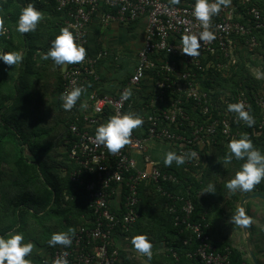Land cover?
<instances>
[{
	"label": "built area",
	"instance_id": "obj_1",
	"mask_svg": "<svg viewBox=\"0 0 264 264\" xmlns=\"http://www.w3.org/2000/svg\"><path fill=\"white\" fill-rule=\"evenodd\" d=\"M50 1L62 13L63 28L68 27L76 42L86 49L85 59L68 65L63 73L61 94L78 86L84 89L77 104L71 110H64L68 124L64 144L74 167L70 181L75 188L86 191V204L93 218L87 221L88 226L78 228L71 246L61 245L43 258L41 264H54L57 259H66L68 264L119 263L118 240L129 241L124 235L140 218V189L149 185L169 201L167 210L174 216L179 233L185 230L191 233L184 242L188 245L195 242V249L187 253L189 259L200 264H232L230 249L219 251L208 224L193 219L195 208L191 198L164 189L163 183L178 184V179L162 172L151 160L148 143H165L177 154L195 151L197 158L186 160L185 164L196 168L201 162L200 150L214 145L220 136L230 140L239 135L238 130L233 132V127L244 121L227 110L229 104L242 102L250 112L254 102L264 120V96L260 93H253L252 99L243 91L234 96L226 92L214 98L201 89L197 80L198 72L209 68L228 69L229 64L236 62L238 49L255 52L260 44L257 34L264 33V6L254 5L253 0H231L211 17L209 30L215 38L205 41L199 38L204 29L193 14L195 0H178L176 4L169 0ZM96 18L104 25L145 22L144 45L138 53L135 70L114 95L97 91L102 83L98 65L110 53L90 52L89 27ZM188 35L197 38V55L184 54L183 38ZM202 57L210 61L205 63ZM149 76L154 92L141 109L143 124L147 125L138 128L141 135L133 130L130 143L117 153L97 145L96 127L112 115L131 111L132 95L121 100V94L126 90L133 93ZM189 102L194 103L193 111H198L202 120L195 121L187 114L185 105ZM81 103L86 107L82 108ZM138 155L142 156L145 167L139 166ZM172 253L176 264H180L179 255Z\"/></svg>",
	"mask_w": 264,
	"mask_h": 264
},
{
	"label": "trees",
	"instance_id": "obj_2",
	"mask_svg": "<svg viewBox=\"0 0 264 264\" xmlns=\"http://www.w3.org/2000/svg\"><path fill=\"white\" fill-rule=\"evenodd\" d=\"M253 4L264 6V3L258 0H253ZM238 5L240 9L243 8L242 5ZM22 8L20 0H0V18L4 19L7 28V32L0 35V53L15 51L14 28H16V20ZM62 22L63 20L55 28L56 35L63 28ZM257 38L260 43L259 47L251 53L253 56L257 55V59L253 60L252 55L248 56L238 49L235 52L236 62L229 64L228 69L209 68L204 72H198L197 80L201 89L212 94L214 98L221 96L224 91H230L229 93L233 96L243 91L250 99L253 98V93L263 92L264 81L252 76L248 71L252 69L248 64L253 67L261 66L258 64L260 62L264 64V33L257 34ZM241 44L244 45V40ZM202 59L205 63L210 61V58L202 57ZM30 62H27L25 74L29 73L30 66H32ZM263 64L261 72H264ZM12 68L13 65H6L0 61V236L12 231L22 232L25 239L31 241L34 246L32 252L25 258L30 259L31 264H41L43 258L49 257L56 248L60 247V245H49L51 234L66 232L68 228L74 229L76 233L78 228L88 226L87 221L93 218V212L86 204L87 195L84 188H75L70 181L73 164L67 165L65 177L58 179L56 176L50 175L49 177L42 169L41 163L32 161L28 156V150L33 152L34 147L38 149L42 147L41 142L48 133L38 128V125L32 124L30 117L26 116L29 104L26 102L25 94L22 97L20 93L15 95L12 91L7 96L2 94L4 75L8 69ZM150 74L153 73L150 72ZM131 75H128L124 83ZM62 89L63 73L59 76L56 89L60 106ZM10 99H12V104L8 105L7 101ZM149 101H146L145 105ZM26 104L28 105L25 106ZM193 104V102L186 103L187 114L191 119L200 121L202 117L198 111H193ZM142 108L140 104L135 103L133 110L135 109L140 114ZM249 113L255 121L253 126L248 127L245 122H241L233 127V132L241 131L237 139L242 134H247L254 147L264 153V126H261L264 121L263 115L254 102ZM67 130L68 124L65 123L64 134H68ZM134 131L141 135L140 130L134 129ZM216 140L214 146L217 149L215 151L218 154L227 153L228 143L232 139L226 140L220 136ZM207 150H209L207 147L203 151L200 150L201 157L207 154ZM66 159L68 160V154ZM3 165H7V171L3 169ZM159 168L162 172L173 174L178 179V184L163 183L164 189L191 198L195 208L193 219L208 224L209 216L205 213L206 209L198 198V193L204 188V181L194 177L192 171L196 168L188 167L185 163L179 167L173 163L170 167L160 165ZM259 191L264 195V188ZM139 197L140 218L134 228L124 236L132 240L134 236L144 234L152 244L163 246V253L152 256L151 264H176L172 252L179 255L180 264H200L187 257V253L195 249V242L192 245L184 243L191 237V233L186 230L179 233V229L174 225V216L167 210L169 201L166 197L158 193L153 185L142 187ZM250 203L247 202L245 206L247 213H249ZM214 245L219 251L230 249L232 264H249L244 252L230 243L214 242ZM42 253L43 256H41ZM119 254L121 261L117 264H128L125 250L120 249Z\"/></svg>",
	"mask_w": 264,
	"mask_h": 264
},
{
	"label": "clouds",
	"instance_id": "obj_3",
	"mask_svg": "<svg viewBox=\"0 0 264 264\" xmlns=\"http://www.w3.org/2000/svg\"><path fill=\"white\" fill-rule=\"evenodd\" d=\"M171 4L178 3V0H169ZM231 0H195L193 6L194 17L201 22L204 29L199 38L205 41H211L215 34L210 29L211 17L217 15L221 7H227ZM43 19L42 12L36 8L35 4L28 2L23 7L16 20V31L20 34L30 33L36 30L38 23ZM7 32L3 18H0V35ZM74 33L64 27L59 30V34L51 41L43 59L51 60L54 65L66 68L70 64H79L86 57V49L76 42ZM184 54L189 56L197 55V38L188 35L183 38ZM23 57L19 52H7L0 54V61L6 65L19 64ZM84 89L74 87L66 93H62L60 100L61 107L65 110H71L80 99ZM132 95L131 90H126L121 94V100H128ZM82 108L86 107L81 103ZM229 112L235 113L238 119L244 121L248 127L255 123L249 110L245 109L242 102L232 103L227 106ZM144 123L143 117L134 112L117 113L112 115L106 122L98 125L94 131V139L97 145H103L110 153H117L130 143V137L134 129L139 128ZM197 158L195 151L186 154H177L175 151H167L163 156V164L170 167L175 163L177 167L184 164L186 160ZM233 159L243 160L239 170L226 181L225 188L229 191H252L254 187L264 181V153L254 147L253 142L247 134H242L238 139L234 138L228 143V152L224 157V163L228 164ZM203 193H215L216 187L213 183H208L202 189ZM231 220L238 225L247 226L249 219L245 216L241 208ZM75 231L68 228L66 232H56L51 234L48 241L50 246L62 245L65 248L71 246ZM134 249L146 258V264L152 260V243L144 234L136 235L132 238ZM33 243L27 241L22 232L12 231L0 236V264H31L30 259L25 257L33 250ZM54 264H68L66 259H57Z\"/></svg>",
	"mask_w": 264,
	"mask_h": 264
},
{
	"label": "crops",
	"instance_id": "obj_4",
	"mask_svg": "<svg viewBox=\"0 0 264 264\" xmlns=\"http://www.w3.org/2000/svg\"><path fill=\"white\" fill-rule=\"evenodd\" d=\"M261 1L264 2V0ZM28 2L35 4L36 8L42 12L43 19L38 23L36 30L30 33L20 34L16 31V28H14V52H19L23 59L19 64L13 65L12 69L6 71L4 75V83L2 85V94L7 96V94L12 91L15 92V95H18L17 93H20L21 90V92L25 94L26 102L29 104L25 105L29 106L27 113H32L30 115L31 122L36 126L40 125L42 122H46V118L49 117L45 108L47 107L46 103H48L51 96L53 98L52 101L55 100L57 105V107L55 106L56 110H53L55 113L60 114L64 123H66L67 114L64 109L60 108L59 110L60 105L58 104V96L56 93L59 76L63 73L64 68L54 65L51 60H45L42 58L47 52L51 41L56 36L55 28L62 20V13L57 10L55 3L50 0H20L21 7H25ZM144 27V21L135 22L130 25H104L97 18L92 21L88 33L90 52L92 54H99L101 52L110 53V56L102 59L98 65V72L101 74L102 83L97 88V91L103 94L114 95L118 92L121 84L128 75L133 74L137 63L138 53L144 45ZM134 44H136L135 47L137 49V54L133 62L132 72L122 75L117 79L116 72L111 69L110 61H112L113 58L117 59L122 52L126 51ZM242 52L248 56L252 55L245 48ZM256 57H252V59H257ZM28 61H31L30 63H32V66H30L29 73L25 74ZM45 77L47 78L45 79ZM53 77H55V79H53ZM153 92V82L149 76L143 81L139 89L133 90L132 98L134 104L138 103L143 106L146 101L151 99ZM7 103L8 105L12 104V99L7 101ZM129 112L136 113L138 111L132 109ZM40 128L46 130L48 135L41 142L42 147H40V149L34 147L33 152L31 150L27 151L28 156L32 161L40 162L43 166L42 169L45 172L47 171V174L48 170H52L50 173L53 177L56 176L58 179L63 178L67 173V165H70L69 160L66 159L67 148L63 142L64 136H57L58 143L54 139L55 137H53L52 142L48 141L46 144L45 140L49 138L51 131L44 129L45 127L43 124ZM148 144L150 157L152 155H158L161 157L167 152V150H172L171 146L165 143L149 141ZM137 160L140 167H145L142 156L138 155ZM3 169L7 171V165H3ZM58 173H61V175ZM129 241L132 242L131 239H129ZM129 241L126 240L125 242ZM118 242L121 249L123 248L125 250L122 246L124 241L121 242L119 239Z\"/></svg>",
	"mask_w": 264,
	"mask_h": 264
},
{
	"label": "rangeland",
	"instance_id": "obj_5",
	"mask_svg": "<svg viewBox=\"0 0 264 264\" xmlns=\"http://www.w3.org/2000/svg\"><path fill=\"white\" fill-rule=\"evenodd\" d=\"M135 46L136 44L129 48L127 47L128 49L122 52L117 59L113 58L112 61H110L111 69L116 72L117 79L122 75L132 72L133 62L137 54V49ZM256 56L257 55L253 57ZM258 64L262 66L263 62H260ZM248 65L252 67L251 70H248L251 75L256 77L257 79L259 78L260 80L264 81V72H261V66L253 67L251 64ZM46 78L47 77H45V79ZM53 79H55V77H53ZM229 92L230 91H227V93ZM225 93L226 92L224 91L221 95ZM259 93L264 96V91H259ZM20 95L21 97L23 95L21 90ZM52 99L53 98L50 96V100L48 101V103H46L47 109L45 108V110L49 114V117L46 118V122H42L40 125H38V128H40V126L43 124V126L45 127L44 129L51 131L49 134V138L45 140L46 144L48 141L52 142L53 137H55L54 139L58 143L57 136H64L65 133V123L60 114L55 113L54 110H56L55 106L57 107V105L56 101H52ZM60 108L62 107L59 106V110ZM29 113L30 112L27 113L28 118L31 117L30 115L32 114ZM262 125L264 126V122L261 124V126ZM237 132L241 133L240 130ZM207 148H209V150H207V154L201 157L202 159L199 167H196V169L193 170L192 173L194 177L202 179L204 181V188L210 182L213 183L216 187L215 193H203L202 190L198 193V198L200 199L203 207L206 209L205 213L209 216L208 226L211 237L214 242H217L219 244L223 242H228L232 246L238 248L239 250L244 252L245 258L249 262V264H254L247 248L246 236L244 235L242 225L235 224L231 220V217L235 215L240 209V202L245 196L260 193L259 190L261 188H264V181H261L260 184L256 185L252 191H229L225 188L224 185L226 181L230 179L239 170L240 165L243 163V160L233 159L230 163L225 164L224 157L227 153L218 154V152L215 151L217 148L214 145H210ZM163 156L159 157L158 155H152L150 158L155 164L160 166L164 165ZM51 171L48 170L49 177L51 175ZM58 174L61 175V173ZM248 202H251L249 213L246 212L245 208L247 202L244 205V213L245 216L249 219L247 228L248 236L251 241V248L258 262L260 264H264V200L255 198L249 200ZM152 245V256L160 255L159 253H163L162 245ZM122 246L125 248L128 264H146V258L134 249L131 241L125 243L123 242ZM38 254H41V252H38ZM43 255L44 254L42 253L41 256Z\"/></svg>",
	"mask_w": 264,
	"mask_h": 264
},
{
	"label": "water",
	"instance_id": "obj_6",
	"mask_svg": "<svg viewBox=\"0 0 264 264\" xmlns=\"http://www.w3.org/2000/svg\"><path fill=\"white\" fill-rule=\"evenodd\" d=\"M66 69H67V67L63 69V73L65 72ZM255 198H259V199L264 200V195H263V194H260V193H256V194H252V195H247V196H245V197L241 200L239 208H240V209L242 208V209L244 210V205H245V203L248 202L249 200H252V199H255ZM242 229H243L244 235L246 236V244H247V248H248V250H249V254H250V256H251V259H252L253 263H254V264H260V263L258 262L256 256H255V254H254L252 248H251V241H250V238H249V236H248V228H247V226H243V225H242Z\"/></svg>",
	"mask_w": 264,
	"mask_h": 264
}]
</instances>
